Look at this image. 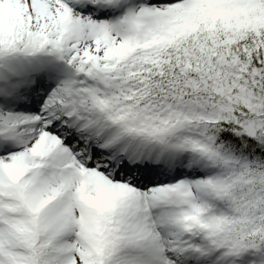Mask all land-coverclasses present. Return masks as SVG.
<instances>
[{"label":"snow or ice","instance_id":"obj_1","mask_svg":"<svg viewBox=\"0 0 264 264\" xmlns=\"http://www.w3.org/2000/svg\"><path fill=\"white\" fill-rule=\"evenodd\" d=\"M0 264H264V0H0Z\"/></svg>","mask_w":264,"mask_h":264}]
</instances>
